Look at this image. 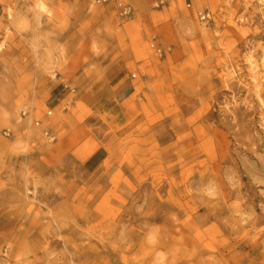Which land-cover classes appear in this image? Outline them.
Wrapping results in <instances>:
<instances>
[{
  "label": "rangeland",
  "instance_id": "obj_1",
  "mask_svg": "<svg viewBox=\"0 0 264 264\" xmlns=\"http://www.w3.org/2000/svg\"><path fill=\"white\" fill-rule=\"evenodd\" d=\"M37 1L0 0V264H264V0Z\"/></svg>",
  "mask_w": 264,
  "mask_h": 264
},
{
  "label": "crops",
  "instance_id": "obj_2",
  "mask_svg": "<svg viewBox=\"0 0 264 264\" xmlns=\"http://www.w3.org/2000/svg\"><path fill=\"white\" fill-rule=\"evenodd\" d=\"M115 105L119 109V115L123 119H132L138 113L139 104L132 98H122L117 100Z\"/></svg>",
  "mask_w": 264,
  "mask_h": 264
},
{
  "label": "built area",
  "instance_id": "obj_3",
  "mask_svg": "<svg viewBox=\"0 0 264 264\" xmlns=\"http://www.w3.org/2000/svg\"><path fill=\"white\" fill-rule=\"evenodd\" d=\"M109 0H97L98 3H107ZM160 4L163 0H157ZM120 15L123 17L131 18L133 16V10L129 5L118 3ZM201 22H209L211 20V13L208 10L202 11L198 14Z\"/></svg>",
  "mask_w": 264,
  "mask_h": 264
},
{
  "label": "bare ground",
  "instance_id": "obj_4",
  "mask_svg": "<svg viewBox=\"0 0 264 264\" xmlns=\"http://www.w3.org/2000/svg\"><path fill=\"white\" fill-rule=\"evenodd\" d=\"M35 6H36V8L39 11H45L46 10V6L44 5V3L41 0H38ZM7 13H8V19H9V21H11L13 23L14 20H15V16L13 14V11L11 9H8L7 10Z\"/></svg>",
  "mask_w": 264,
  "mask_h": 264
}]
</instances>
